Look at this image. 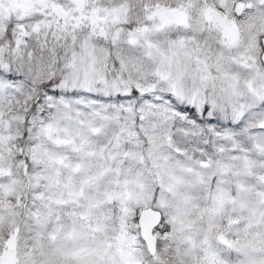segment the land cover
I'll return each mask as SVG.
<instances>
[{
  "label": "snow or ice",
  "instance_id": "6c2138e0",
  "mask_svg": "<svg viewBox=\"0 0 264 264\" xmlns=\"http://www.w3.org/2000/svg\"><path fill=\"white\" fill-rule=\"evenodd\" d=\"M0 264H264V0H0Z\"/></svg>",
  "mask_w": 264,
  "mask_h": 264
}]
</instances>
